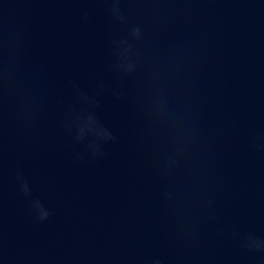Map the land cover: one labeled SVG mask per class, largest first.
Returning <instances> with one entry per match:
<instances>
[{
	"label": "water",
	"instance_id": "1",
	"mask_svg": "<svg viewBox=\"0 0 264 264\" xmlns=\"http://www.w3.org/2000/svg\"><path fill=\"white\" fill-rule=\"evenodd\" d=\"M0 264H264V0H0Z\"/></svg>",
	"mask_w": 264,
	"mask_h": 264
},
{
	"label": "clouds",
	"instance_id": "2",
	"mask_svg": "<svg viewBox=\"0 0 264 264\" xmlns=\"http://www.w3.org/2000/svg\"><path fill=\"white\" fill-rule=\"evenodd\" d=\"M135 32H136V34H138L139 30L136 29ZM92 118H93V119H96V117H95L94 114H93ZM97 122H98V121H97ZM112 138H113V137H112L111 133L108 132V134H107V136H106L105 139H106V140H109V139H112ZM98 155H103L102 151H100V149H99V146H97L96 150L92 152V156H93V157L98 156ZM49 214H50L49 212H45V213H44L43 215H41L39 218H40L41 220L47 219V217L49 216Z\"/></svg>",
	"mask_w": 264,
	"mask_h": 264
}]
</instances>
